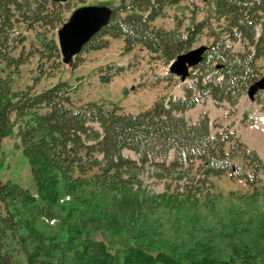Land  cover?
Instances as JSON below:
<instances>
[{"label": "trees", "instance_id": "1", "mask_svg": "<svg viewBox=\"0 0 264 264\" xmlns=\"http://www.w3.org/2000/svg\"><path fill=\"white\" fill-rule=\"evenodd\" d=\"M213 1L226 24L224 34L207 45L201 60L190 70L183 96L162 94L146 109L131 113L114 102L108 106L98 102L77 105L76 89L68 80H58L39 91H30L31 87L10 90V74L32 56L41 60L38 67L42 75H52L60 68L57 40L46 33L64 23L68 4L52 0H0V64L4 65L0 72L9 70L8 77L0 80V140L11 135L16 123L19 146L40 193L55 194L60 183L71 192L83 181L95 186L106 184L113 190L127 182L122 174L139 167L137 163L181 171L187 177L178 194L187 199L195 197L212 177L222 175L242 179L253 190L258 187L264 165L253 149L247 148L230 127L211 133L206 114L196 122L184 115L207 98L217 105L226 102L229 108L234 107L258 79L256 62L264 59V0ZM171 9H175L172 15ZM198 9L194 0L123 2L110 10L99 29L80 46L72 66L80 64L82 54L108 47L112 38L122 40L123 53L139 45L169 63L190 50L209 28L206 17L196 18ZM169 15L172 27L155 24L157 18ZM23 30L37 34L41 48L31 40L27 49L18 50V43L27 40ZM235 43L241 50L234 49ZM126 69L115 63L101 66L99 81L108 83ZM178 79L168 72L155 76L151 85L164 82L168 87ZM259 93L258 90L253 97ZM125 149L131 150L137 159L124 154ZM171 151L173 156L169 159ZM16 199L28 203L33 198L20 185L0 180V264H16L10 247L12 239L21 244L26 264H35L41 261V244L38 242L29 250L22 247L24 240H18L20 217L11 207ZM95 212L100 213V209ZM108 214L112 220L107 215V222L114 223V214ZM201 250L205 252L198 254L190 248L153 254L127 244L111 253L102 242L84 238L75 249L74 264H242L243 257L260 256L250 248L234 246L230 256L223 260L215 256L210 246Z\"/></svg>", "mask_w": 264, "mask_h": 264}, {"label": "rangeland", "instance_id": "2", "mask_svg": "<svg viewBox=\"0 0 264 264\" xmlns=\"http://www.w3.org/2000/svg\"><path fill=\"white\" fill-rule=\"evenodd\" d=\"M129 1L69 0L68 6L65 5V22L87 8L101 10L102 19L111 9ZM194 1L199 8L196 18L206 17L209 21V28L193 46L196 48L208 45L224 34L222 30L226 24L213 0ZM174 11L171 9L169 12L172 15ZM186 14L189 16V12ZM155 24L172 27L173 21L169 15L157 18ZM58 31L55 29L46 36L58 42ZM22 32L27 40L18 43V50L27 49L31 40L37 48H41L37 34ZM122 46L121 39L112 38L108 47L82 54L83 60L76 67L72 66L75 53L69 56L64 53V62L52 75H42L38 67L41 60L32 56L19 66L17 72L10 74L7 85L12 91L31 87L33 92L58 80H68L76 89L77 105L93 101L106 105L114 102L124 111L132 113L145 109L163 93L181 92L180 83L168 89L163 83L157 86L150 84L155 76L166 74L168 64L165 61L141 46L123 53ZM233 47L235 50L242 48L237 43ZM108 63L126 65L128 69L110 82L102 83L98 69ZM256 66L258 80L251 85L252 93L244 94L236 106L228 109L206 99L186 114L192 121L201 114H207L212 133L230 127L247 148L258 154L264 165V59H259ZM0 67L4 65L0 64ZM8 72V68L1 71L0 80L6 79ZM258 90L259 95L253 98ZM246 112H249L248 116ZM16 131L17 124L14 123L11 135L0 140V180L20 185L33 198L28 203L16 199L11 207L14 206L20 217L18 232L21 237L18 240H24L22 247L32 250L34 244H41V261L35 264H74L75 249L84 238L102 242L111 253L127 244L137 245L153 254L173 250L182 252L190 248L201 254L205 252L201 250L203 246H210L215 256L223 260L230 256L234 246L250 248L252 253L260 256L255 259L243 257L242 264H264V168L260 171L261 182L255 190L241 179L222 175L212 177L210 183L207 182L195 197L189 199L178 194L186 181L185 174L150 163L143 166L137 163L139 167L130 173H123L121 178H128L127 182L113 190L106 184L95 186L83 181L84 184L71 192L60 183L55 194L40 193L28 159L19 146ZM123 153L137 159L131 150L125 149ZM172 156L171 152L169 159ZM97 208L100 213L95 212ZM108 213L114 214V220L118 222H107ZM109 218L112 220L110 215ZM10 247L16 264H26L20 251L21 244L12 239Z\"/></svg>", "mask_w": 264, "mask_h": 264}, {"label": "water", "instance_id": "3", "mask_svg": "<svg viewBox=\"0 0 264 264\" xmlns=\"http://www.w3.org/2000/svg\"><path fill=\"white\" fill-rule=\"evenodd\" d=\"M58 2H66L68 0H53ZM102 12L99 9H84L74 14V16L63 25L58 31L59 43L64 51L77 52L80 46L99 29L107 14L101 19ZM204 45L198 46L185 53H181L171 62L169 70L180 76L184 80L188 74V68L196 65L205 52Z\"/></svg>", "mask_w": 264, "mask_h": 264}]
</instances>
